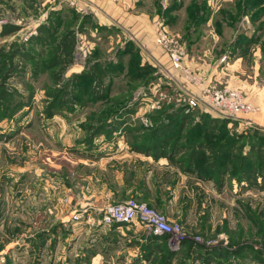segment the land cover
Listing matches in <instances>:
<instances>
[{"label": "rangeland", "instance_id": "obj_1", "mask_svg": "<svg viewBox=\"0 0 264 264\" xmlns=\"http://www.w3.org/2000/svg\"><path fill=\"white\" fill-rule=\"evenodd\" d=\"M226 89L254 110L214 107ZM117 141L164 163L139 157L116 179L122 159L103 165L97 151L107 142L112 157ZM71 164L78 171L64 175ZM175 170L193 179L176 189ZM47 171L72 194L57 185L52 200L34 201L32 179ZM100 179L126 182L119 201L92 197ZM138 193L178 230L173 243L161 235L152 264H264V0H0V264H78L134 242L138 256L160 235L99 223Z\"/></svg>", "mask_w": 264, "mask_h": 264}, {"label": "crops", "instance_id": "obj_2", "mask_svg": "<svg viewBox=\"0 0 264 264\" xmlns=\"http://www.w3.org/2000/svg\"><path fill=\"white\" fill-rule=\"evenodd\" d=\"M141 21H143V23L144 22L146 23L145 19H142ZM192 119H194V121H197L198 118H192ZM126 134H125V136L128 137L129 133H126ZM116 144L119 146V148H116L115 152L111 153L112 157L109 156V150L108 149L106 150V146H109V143H107V142H106V144L104 143L102 146H100L98 151H97V153L100 152L102 154L101 155L102 161L100 163L103 165L108 163L105 160L106 158L113 159V157H116L118 159H122V161L112 162L115 165V167H114V165H112V167H114V169L117 171L115 174L116 179H118L119 177L128 176L129 172L132 171V169H134L136 171V167H138V166L134 163L137 161V159L139 157H140V159L146 160L145 165L147 168H149V166H150L148 164L149 163L152 164V162L164 163L163 160H161V158H159L158 161H155V158L152 157L151 154H149V155H145V154L143 155V154H139V153L137 154L135 152H131L132 149L129 147H123V149H121L120 148L121 141H117ZM159 148H161V144L159 145ZM80 154L82 155L80 157L83 158L84 160H86V154L87 153L81 152ZM114 154H115V156H114ZM67 157L72 159V160H76V161L78 160V158L76 156H73V155L71 156L68 154ZM133 159H134V163L131 162ZM52 162L53 161H51V163L49 162L50 167H47V168H49V171H52L51 170ZM174 162H176V161H174ZM125 165L127 166V170H125ZM172 165L175 167V169H177L176 164H172ZM35 166H38V165H35ZM139 166H140V164H139ZM142 166H144V164H142ZM53 168L56 170V167L53 166ZM117 168L119 169V171H120V169L122 170L121 171L122 174H120L118 172ZM57 169H61V168H57ZM123 170H125L126 173ZM49 171H47L46 175L43 174V177H45V178H43L41 176V177H35L34 179H32L33 185L36 188L33 190V192L31 194H32L33 200L36 202L40 199H44L45 201L52 200L56 194V186L57 185L62 187L64 195H66L67 193L72 194V185L69 184L68 181H66V180H64V183L62 185L60 183L57 184L55 181L54 173L50 174ZM63 171H64V175H66V174L68 175V174H70V172L72 174L76 173L78 171V169L77 168L73 169V164H71L69 171L66 170V168L64 166H63ZM177 175H178V179H177ZM151 176H152V173L148 171V173H146V175L144 177L147 179V181L146 182L142 181L141 184L142 185L149 184V179ZM97 177H98V174H96V178ZM101 178H102V176H101ZM186 179H193V176L190 174V172H187L185 174H180L176 170H175V172L173 171V180L177 186L176 189L178 188V185L184 184ZM82 180H83V182H85L84 177L82 178ZM197 180H199V179H197ZM101 182H102L101 187H97V189L94 190L95 193H97V195L94 196V194H92V197H95V200L101 199L102 202H105V200L111 201V202L119 201V199H120V197H118L119 188L122 185L125 186L126 182L122 181V185H120V183H118V182H112V184L105 183L103 180H101ZM207 183H209V182H207ZM114 187H116V189ZM209 187H210V184H209ZM130 189H131V187L128 185L127 193H130ZM85 191L88 194V189L87 190L81 189L80 195L78 196L80 198L84 197L83 200H81L83 202H85V200H86V202L88 201L87 200L88 198L86 197ZM136 195L138 197H141V199H143L144 201H147L150 204V206H155L156 199L154 196L150 195V196H147V198H145V197L141 196L142 193L141 194L138 193ZM69 198H71L70 195H69ZM138 200H140V199H138ZM83 202H81V203H83ZM37 210L39 211V208H37ZM119 227H117V228H119ZM113 228H115V227H113ZM124 232H126V231H124ZM126 233L130 234L132 232L127 231ZM132 237H133V234H132ZM161 240H162L161 237L158 236V237L154 238V240L152 239V240H148L147 243H142V245H148V246H147L146 250H142L140 252L138 251L139 252L138 256H136L137 251L135 250L136 248L138 249V247L135 245V242H134V245L133 244H132V246L129 245L127 247V249H125V251L119 250V249H124V248H117V250L114 253H107L108 251H106V253H101L100 255H96L97 257H95V259H93L92 261H89L90 257L86 256L85 259H83V260L78 259L79 260L78 264H152L156 254H157V250H158L157 246L159 245ZM119 243L120 242H114V243H106V242L101 243L100 242V244L103 245V249H105V250L113 249V248H110V246L113 247V244H119ZM104 254L107 256H105ZM110 254H112V255L110 256ZM159 254H161V252H159Z\"/></svg>", "mask_w": 264, "mask_h": 264}, {"label": "built area", "instance_id": "obj_3", "mask_svg": "<svg viewBox=\"0 0 264 264\" xmlns=\"http://www.w3.org/2000/svg\"><path fill=\"white\" fill-rule=\"evenodd\" d=\"M156 41L160 45H168V34L164 29H159L156 35ZM185 56V50L179 45H175L171 50L172 62L176 69H183ZM208 96L209 94L207 97ZM212 96V105L226 111L231 116H239L242 112H251L254 110L252 105L247 104L242 97L232 89L215 92ZM189 105L195 106L197 102L195 99H190ZM126 222H138L145 231L153 235L171 236V243L178 240L177 228L172 227L167 221V218L154 210L150 204L144 200L132 199L120 204H109L102 210V217L99 219L100 226L102 227Z\"/></svg>", "mask_w": 264, "mask_h": 264}, {"label": "trees", "instance_id": "obj_4", "mask_svg": "<svg viewBox=\"0 0 264 264\" xmlns=\"http://www.w3.org/2000/svg\"><path fill=\"white\" fill-rule=\"evenodd\" d=\"M187 117H188V115H187ZM176 124L177 123H175L174 125H172V126H170V128L169 129H174L175 127H176ZM182 124V123H181ZM170 135V134H169ZM168 137V136H167ZM180 137V136H179ZM187 158V160H188V163H189V165L191 166V167H189V168H194V166H192L191 164H193V160H194V156L193 155H191V156H188V157H186ZM209 176V175H208ZM161 237V236H160ZM156 238V237H155Z\"/></svg>", "mask_w": 264, "mask_h": 264}]
</instances>
